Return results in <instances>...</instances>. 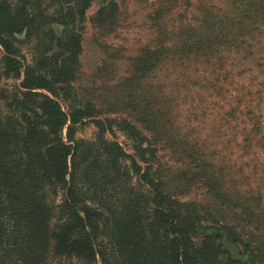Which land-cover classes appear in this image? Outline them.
Masks as SVG:
<instances>
[{
    "label": "trees",
    "instance_id": "1",
    "mask_svg": "<svg viewBox=\"0 0 264 264\" xmlns=\"http://www.w3.org/2000/svg\"><path fill=\"white\" fill-rule=\"evenodd\" d=\"M78 2L52 0L69 16V24L53 21L67 29L60 48L68 58L54 64L53 70L47 61H37L36 69H25V80L3 96L4 108L15 107L12 116L0 113V264L261 263L264 249L253 243L254 232L245 233V227L229 222L225 213L179 198L192 184H199L233 220L264 233V190L254 186L244 165L256 148L264 153V127L254 110L238 109L243 117L238 142L243 161L233 182L208 144L190 138V125L179 127L177 108L170 100L178 84L164 83L156 92L145 84L140 94L132 92L123 104L137 112L135 121L143 131L128 120L117 123L137 142L144 164H133L138 175L134 182L133 171L122 160L123 151L102 144V138L87 143L74 137L78 120L107 121L96 103L82 92L83 107L69 116L57 100L39 92L53 94L57 85L71 93L75 90L70 84L76 81L83 52L76 19L83 22L91 0ZM31 7L21 3L15 13L0 0L2 79L11 72L21 75V63L12 57L9 40L27 32ZM21 11L25 16L19 19ZM207 21L206 31H194L177 46L148 50L138 64L139 77L128 81L149 77L175 58L170 65L177 67L179 80L185 72H194L196 81L219 86L228 80L224 65L229 57L240 55L257 36H264V0H256L254 8H244L232 19ZM189 79L185 81L192 87ZM69 118L71 126H67ZM144 131L163 144L151 141ZM165 148L181 165L178 174L160 163Z\"/></svg>",
    "mask_w": 264,
    "mask_h": 264
},
{
    "label": "rangeland",
    "instance_id": "2",
    "mask_svg": "<svg viewBox=\"0 0 264 264\" xmlns=\"http://www.w3.org/2000/svg\"><path fill=\"white\" fill-rule=\"evenodd\" d=\"M58 1V0H57ZM78 4L80 0H62ZM256 0H91L83 19H76L77 34L82 36L80 64L76 82L71 83L75 90L71 93L66 88L57 85L54 95L44 94L57 100L63 111L70 116L83 107L81 103L83 93L92 103L101 108L103 119L98 124L94 119L78 120L74 125L76 140L94 143L102 138L110 148L123 151L124 164L133 171V176H138L133 170V164L140 162L138 144L135 139L128 137L117 127L121 120L131 121L138 129L142 130L138 121H135L137 112L132 113V107L123 104L129 102L127 97L132 92L141 93L145 84L156 92L163 84L174 86V93L170 96L172 105L176 107L179 127L190 125V135L196 142L208 144L209 152L214 153L219 164L226 168V174L234 181L238 175V166L242 164L238 142L240 141L241 120L238 109L247 112L252 109L263 123L264 127V36H257L247 46V50L238 55L234 53L225 62L224 76L228 80L219 86L209 87L207 83L195 80L196 73L186 74L184 79L177 77V67H172L171 62L160 71L156 70L151 76L139 80L128 81L136 75L138 64L147 58L148 50L157 46H177L186 40L193 32L206 31L212 22L234 18L244 8H254ZM260 1V0H258ZM4 2L17 13L16 6L21 3L31 4L33 17L28 22L27 32L17 34L10 41L13 58L21 63V75L16 77L14 72L3 79L0 77V113L14 115L15 105L4 108L3 96L11 94L14 88L25 80V69L35 70L37 61L45 60L50 66L59 64L68 58L60 46L65 44L67 29L53 23L60 20L65 24L70 21L61 9L52 0H4ZM20 12L19 19L24 18ZM206 20V21H205ZM74 26H70V29ZM71 43V42H70ZM70 46H74V42ZM61 53H58V49ZM0 51L3 52L0 45ZM7 56V54H3ZM226 57V52L222 53ZM1 57V56H0ZM174 62V63H175ZM178 63L177 65H180ZM179 70V68H178ZM43 76V73H40ZM33 75V74H32ZM35 76V75H34ZM32 77V76H30ZM56 75H52L55 79ZM188 78H192V87ZM189 79V80H190ZM51 80V78H50ZM186 80V81H185ZM194 82L199 83L198 86ZM182 85V89L180 90ZM187 85V87H186ZM71 94V95H70ZM180 116V117H179ZM9 123V122H8ZM69 118L67 126H71ZM8 126V124H7ZM66 126V127H67ZM66 127L63 131L66 135ZM145 135L157 144H163L152 133L144 131ZM210 146V147H209ZM209 154V153H208ZM160 163L173 173L178 174L181 165L177 158L168 150L160 151ZM244 165L251 176L254 186L264 190V153L256 148V153L247 157ZM139 166V165H138ZM137 169H140L137 167ZM143 169L139 170L143 174ZM174 175V174H170ZM137 182V177L134 179ZM192 184L190 190L179 198L193 201L207 206L226 215L229 222L238 224L244 232H254L256 236L253 243L261 250L264 249V233L257 232L247 227L246 223L232 219L230 213L225 211L214 200L207 189ZM183 196V197H182ZM231 219H230V218ZM240 227V229H241ZM255 228V227H254ZM246 237V236H245ZM264 264V258L261 257ZM57 264V262L55 263ZM59 264H63L59 261Z\"/></svg>",
    "mask_w": 264,
    "mask_h": 264
}]
</instances>
